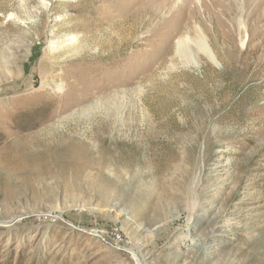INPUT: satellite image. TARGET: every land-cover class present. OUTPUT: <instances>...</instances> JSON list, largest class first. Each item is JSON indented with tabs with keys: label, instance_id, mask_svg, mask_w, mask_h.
Wrapping results in <instances>:
<instances>
[{
	"label": "rangeland",
	"instance_id": "374dc122",
	"mask_svg": "<svg viewBox=\"0 0 264 264\" xmlns=\"http://www.w3.org/2000/svg\"><path fill=\"white\" fill-rule=\"evenodd\" d=\"M139 262L264 264V0H0V264Z\"/></svg>",
	"mask_w": 264,
	"mask_h": 264
},
{
	"label": "bare ground",
	"instance_id": "6f19581e",
	"mask_svg": "<svg viewBox=\"0 0 264 264\" xmlns=\"http://www.w3.org/2000/svg\"><path fill=\"white\" fill-rule=\"evenodd\" d=\"M193 30L195 32V36L194 37L193 36L192 37L186 36V37L180 38L178 40V42L176 44L177 52L179 54H181V56L183 57V59H185L186 62H195L196 61L195 57L196 58L199 57L200 54H204L213 63L217 62V57H216L215 53L212 51V49H211V47H210V45H209V43L207 41V36L205 35V32H203L202 28L200 26H197V25L194 26ZM247 38H248V34L246 33L245 37H244V39L242 41V45H244L246 43V40H248ZM28 151H33L34 153L39 155L36 158L37 163L40 162V161H42L44 163L43 167L35 168V166H34L33 168L29 169L30 172H34V173H37V174L39 173V174H41V176L42 175H47V173H52V171L54 170V165L53 164L54 163H62L63 162L61 156H64V158H66V159H68V158L71 159V158L76 157V156L77 157L81 156L82 158L83 157L86 158V156L88 155V153L86 151H84V148H82V147L68 149V151H66V154H62V155H59V156L53 155L51 158L47 156V155H49V152L46 149L44 150L45 154L36 152L35 150H33V147H29ZM77 162H78V160L76 161V163ZM76 163H74V164H76ZM81 164H79V165H81ZM74 166H76V165H74ZM40 169H43V171H40ZM82 170H83V166H81L80 169L77 168L75 171H77V173H81ZM61 171H63V170H61ZM77 179H78V177H77ZM70 187H71V189L72 188H79L78 186L77 187L70 186ZM44 188H46V186ZM97 230H95V232L99 233ZM139 263L141 264V262H139Z\"/></svg>",
	"mask_w": 264,
	"mask_h": 264
}]
</instances>
